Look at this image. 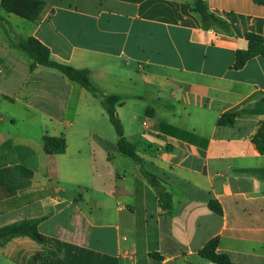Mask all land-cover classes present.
<instances>
[{"label":"crops","instance_id":"obj_1","mask_svg":"<svg viewBox=\"0 0 264 264\" xmlns=\"http://www.w3.org/2000/svg\"><path fill=\"white\" fill-rule=\"evenodd\" d=\"M45 1L36 23L0 6V228L39 220L48 244L14 238L0 264H216L210 246L264 264V156L252 142L264 55L235 67L248 34L264 41V3L204 0L225 32L202 27L195 0ZM29 37L89 69L99 96L32 68L18 47ZM112 95L142 165L107 123ZM46 138L65 148L48 151ZM142 168L164 182L170 210Z\"/></svg>","mask_w":264,"mask_h":264},{"label":"trees","instance_id":"obj_2","mask_svg":"<svg viewBox=\"0 0 264 264\" xmlns=\"http://www.w3.org/2000/svg\"><path fill=\"white\" fill-rule=\"evenodd\" d=\"M256 2L264 3V0H256ZM46 5L47 3L45 0H0V6L7 13L15 14L32 23L39 21ZM191 11L199 16L204 29H214L225 32L231 31L230 25L212 13L204 0H195L191 7ZM247 39L249 41V48L237 52L236 68H242L253 58L264 55V41L262 37L255 34H248ZM18 47L34 60L32 68L37 65H42L56 69L70 80L80 82L88 91L92 92L94 96H99V90L94 87L91 82L89 69H77L72 65L55 61L51 56V50L34 37L19 41ZM120 102L121 98L116 95L104 97V106L108 112L110 122L119 136L118 146L121 153L142 165V159L137 153L136 146L129 142L125 136L124 125L116 109V105ZM122 104L123 103H121V105ZM45 142L48 151H58L65 148V140L63 138L59 140L46 138ZM252 142L255 144L260 154L264 156V121L258 124L257 132L252 137ZM142 173L148 183L156 189L162 209L165 211L170 210L172 207L171 196L163 185L164 182L156 175L143 168ZM39 222V220H26L0 228V247L5 246L14 238L24 236L30 237L40 244L47 245L48 238L40 232ZM203 254L209 256L216 264H231L226 255L216 254L211 246L205 250ZM50 255L55 256V253L50 251Z\"/></svg>","mask_w":264,"mask_h":264},{"label":"rangeland","instance_id":"obj_3","mask_svg":"<svg viewBox=\"0 0 264 264\" xmlns=\"http://www.w3.org/2000/svg\"><path fill=\"white\" fill-rule=\"evenodd\" d=\"M107 121H108L107 123H108L109 127L111 128V130H113V132L116 133V131H115V129H114L112 123L110 122V118H109ZM116 134H117V133H116Z\"/></svg>","mask_w":264,"mask_h":264},{"label":"built area","instance_id":"obj_4","mask_svg":"<svg viewBox=\"0 0 264 264\" xmlns=\"http://www.w3.org/2000/svg\"><path fill=\"white\" fill-rule=\"evenodd\" d=\"M144 125H145V126H147V125H148V122H147V121H145V122H144Z\"/></svg>","mask_w":264,"mask_h":264}]
</instances>
